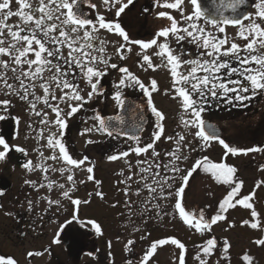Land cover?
Wrapping results in <instances>:
<instances>
[{
	"label": "snow or ice",
	"instance_id": "1",
	"mask_svg": "<svg viewBox=\"0 0 264 264\" xmlns=\"http://www.w3.org/2000/svg\"><path fill=\"white\" fill-rule=\"evenodd\" d=\"M12 2L13 0H0V57L9 58L7 60L0 59V91L6 89V95H15L27 102L30 111L39 118V124L44 126L38 130L39 138L46 139L45 146L52 150V155L44 157L43 152H40V157L43 160H51L63 165L59 168H51L50 165L44 166L42 163L33 165V162L28 160L22 165L24 169L29 172L40 169L45 174L50 168L61 174L81 169L88 173L87 181H93L97 185L101 183L95 180L94 165L89 162V157L74 158L63 143V137L68 128V118L79 112L95 96L103 94L101 81L109 68L121 73L113 93L116 105L119 108L124 107L123 88H139L146 97L147 107L155 117V130L151 134V142L143 146L140 144L138 135H129L123 130L116 132L117 136L124 135L136 141V145L127 151L109 155L107 159L115 161L128 157L130 153L140 156L149 150H152L153 160L160 155L155 151V142L163 136L165 117L163 112L157 109L152 98L153 93L160 91L158 82L151 79L149 85L146 86L126 66L110 63L111 57L106 55V47L111 42L98 35L103 30L122 38L123 42H117L115 49V55L120 60L127 58L125 52H131L132 45H138L143 53L137 54L140 57L139 66L144 71L165 68L169 72L172 83L171 88L166 89L164 94L178 100L182 112L186 114L181 117L185 129H195L193 137L199 141L203 149L211 147V144L216 142L225 150L219 162L203 156L195 160L191 168L182 169L177 162L181 159L187 160L188 157L182 156L179 152V146L185 141V136L179 135L176 138L177 151L166 153L170 160L169 164L163 165V168L172 175H165L157 179L160 176V163L150 164L147 160H137L136 165L140 173L137 183L142 184L153 198H172L175 209L171 214L173 218L178 216L188 228L200 234L211 232L213 225L225 221L227 218L225 214L237 205L251 210V222L244 220L242 224L248 225L252 229L261 228L259 213L250 202L255 191L240 197L243 181L236 180V167L229 165L226 161L229 155L238 156L264 152V146L250 148L230 146L211 124H206L203 113L206 110L204 106L209 103L210 99H223L227 103L233 101L243 103L258 93L264 92V0H256L254 13L238 14L235 17L224 15L222 9L227 7L235 12L243 0H229L226 5L222 2L219 7L213 8L207 7L204 0H164L160 6L179 11L181 20L178 21L168 11L159 12L158 16L167 19L170 24L156 31L153 38L148 41L130 40L127 31L120 23L119 18L133 3V0H127L126 3L124 0H102L106 10H115V20L99 13L94 19L91 18L89 14L80 10L82 0H38L36 4H33L32 0H15L18 5L15 11L12 10ZM157 2L159 3V0ZM186 2L191 5L192 9L187 14L183 7ZM88 7L95 9L96 5L88 0ZM13 17L18 18L19 22L9 23ZM227 26L237 28L236 37L245 41L243 46L236 43L235 38L229 40L226 35ZM217 33L222 35H217ZM170 37H175L177 43L186 41L194 45L198 49L196 56L182 59L181 53L171 47ZM153 47L157 49L154 55L160 59L159 64L153 63L152 56L146 54L147 50ZM100 65H103V68ZM77 75L80 77V81H83L87 86L86 96L82 95L86 89L82 88L81 82L76 80ZM10 80L18 82V84L10 83ZM37 87L42 89L43 96L36 95ZM57 91H59V95L56 94ZM38 102L43 103L55 115V119H50L49 112L44 109L37 111ZM61 103L67 106V112L61 107ZM9 105L10 101L7 99L0 101V106H3L5 110ZM0 119H5V117L0 116ZM94 119L98 121V125L85 129V132L95 130L103 132L109 137L114 135V125L109 122L111 118L106 121L97 113ZM115 119L121 124L124 123L119 116ZM16 122L19 124V118L16 119ZM53 128L56 131H49V135L44 137V131ZM167 139L172 140L173 137H167ZM88 143H92V141H88ZM0 148H2L0 162L6 161L13 148L15 151L27 155L23 147L10 146L2 136H0ZM86 164L88 166L85 169L83 166ZM144 164H147V167L141 166ZM131 168L132 165L129 164L130 171ZM201 168L205 173L210 174L217 183L228 185L230 189L219 201L215 214L210 217H206L204 209L187 210L185 207L186 189L190 179ZM261 168H264V165H261ZM177 176H179V185L173 190L172 182L177 179ZM132 178V175H129L126 179L131 181ZM44 179H48L47 175ZM67 181L72 182L73 186L64 190L61 195L74 206L72 220H76L79 205L88 204L90 201L73 197L72 193L76 191V187L72 174L67 175ZM25 183L34 188L45 187L43 184L37 186L35 181L26 180ZM54 183V181L48 180L46 187L49 191L53 189ZM80 183H85V181H80ZM121 183H125V181H121ZM261 183L264 182L258 181L256 187H260ZM59 187L63 189L64 185L61 184ZM123 191L127 196L129 188L126 186ZM139 192L140 188H137L136 194L139 195ZM2 194L0 193V195ZM94 194L103 199L102 192L97 191ZM91 195L93 193H89V196ZM31 203L29 201V209H31ZM48 203L59 205L60 201L48 200ZM126 203L130 205L131 202ZM156 208L159 209L158 204ZM87 223L91 224L98 234H102L101 226L96 221L89 220ZM53 243H59V239H54ZM254 243L257 246H264V238L257 239ZM134 244L135 241L129 240L126 248L128 245ZM169 244L179 249V264H186L187 249L185 244L175 237L151 242L149 250L143 255L140 264H150L158 247ZM216 247V238L208 239L199 246L195 259L199 264H209L208 258L214 254ZM230 247V244L225 241L223 245L224 259H229L226 254ZM40 254L42 253L31 251L27 253L29 257ZM253 259L247 253L241 257L243 264H253ZM0 264H17V261L12 257L0 256Z\"/></svg>",
	"mask_w": 264,
	"mask_h": 264
},
{
	"label": "flooded vegetation",
	"instance_id": "2",
	"mask_svg": "<svg viewBox=\"0 0 264 264\" xmlns=\"http://www.w3.org/2000/svg\"><path fill=\"white\" fill-rule=\"evenodd\" d=\"M124 2L126 3L127 0H124ZM163 2L164 0H159V3L157 0H133V3L119 18L130 40L148 41L153 38L156 31L168 26L170 22L158 16L161 11H168L178 21L181 20L179 11L161 7L160 5ZM222 2L226 5L229 0H204L205 5L209 8L219 7ZM255 2L256 0H243V3L238 5L235 12L227 7L223 8L222 11L224 15L229 17L254 13L256 11ZM91 3L96 5L95 9L88 7V0H82L80 10L89 14L93 19L97 13L109 19H116L115 10H106L102 0H91ZM183 7L185 8V14L192 10L191 5L187 2ZM11 20L12 22L9 23L12 24L19 22L16 17ZM236 32V27H226V35L229 40L235 38V42L243 46L245 41L236 37ZM98 35L102 39L111 42L106 47V55L111 57L110 63L126 66L146 86L149 85L151 79L158 82L160 91L153 93L152 98L157 109L162 111L165 117L163 120L164 136L168 129V116L180 117L186 115L182 110L177 112L165 110L166 105H180L178 100L164 94L166 89L171 88L172 81L169 72L163 67L156 71L151 69L144 71L139 66L140 57L137 54L142 53V50L138 45H132V51L125 52L127 58L120 60L115 55V49L117 42H123L122 38L103 30ZM217 35L222 34L217 33ZM169 42L175 51L181 53L182 59L194 58L198 52L194 45L186 41L177 43L175 37H170ZM156 51L157 49L153 47L147 50L146 54L152 56L153 63L159 64L160 59L154 55ZM100 67L103 68V65H100ZM120 76L121 73L114 69L109 68L107 70V74L101 82L104 83V89L101 91L103 94L95 96L79 112L68 118V128L63 137V143H65L74 158L89 157V162L94 165L95 180L101 182L99 185L93 181H87L88 173L86 170L74 169L72 173L65 172L64 174L52 171L51 168H59L63 165L51 160H43L40 157V152H43L44 157H48L52 155V150L48 149L43 142L42 144L39 143L40 138L36 127H44L39 123L36 125L35 120L39 122V118L30 111L27 102L15 95H4L6 93L4 90L0 91V101L5 99L10 101L7 110L0 106V116L5 117V119H0V136L10 146L18 145L27 152V155H25L13 148L6 161L0 162V193H3L0 195V256L12 257L17 261V264H129V261H131V264H140L143 255L149 250L151 242L161 239L164 205L168 204V201L170 202L172 198H153L143 188L142 184L137 183L140 179V173L136 161L147 160L150 164L160 163V176L157 179L162 178L164 176L162 145L158 141L155 142V151L160 153L159 156L155 157V160L152 158V150L140 156L130 153L128 157L124 158V165L116 171L114 166L116 160L109 161L107 157L121 151H127L130 147L136 145V141L122 135L117 136L116 133L109 137L105 133L95 130L92 132L84 131L98 125V121L94 119L97 113L106 121L119 113L120 108L113 99V93L116 90L115 84L118 83ZM76 80L80 81L78 75ZM9 82L18 84V82L11 80ZM80 82L81 87L86 89L82 92V95L86 96L87 86L83 81ZM35 91L36 95L43 96V91L39 87ZM122 92L124 100L131 101L140 111L139 113L126 115L143 116V119H146L147 123L140 137V144L143 146L151 142L150 137L155 130V117L147 107L146 97L139 88L127 87L123 88ZM56 94L59 95V91ZM61 107L64 108L65 112L68 111L65 104L61 103ZM204 107L206 110L203 113V119L219 125L222 131L221 137L230 146L242 148L241 119L243 116H264V92L258 93L252 99L243 103L239 101L227 103L223 99H210ZM41 109L48 111L49 117L55 116L43 103L38 102L37 111ZM17 118H19V124L16 122ZM232 123L240 126V128L235 129L236 138L228 135ZM261 123L262 127L259 126V122L253 124L255 127L251 131L253 145L251 144L248 148L264 146V124ZM49 131V129H46L44 134ZM260 131L261 133H259ZM21 133L25 135L24 140L27 144L20 140ZM77 138L82 139V143ZM43 141L46 143L45 139ZM88 141H92V143H88ZM219 147H221L224 155L225 150L221 145ZM33 148L35 149L33 150ZM263 153L257 152L254 154ZM231 157L229 155L227 159L230 160ZM28 160H31L33 165L42 163L44 166L50 165L51 168L46 174L40 169L29 172L22 167ZM129 164L132 165L131 171ZM259 164L260 162H256V165ZM87 166L88 164L83 167L86 169ZM141 166L147 167V164ZM238 169H240L239 166ZM153 171H155V168H153ZM69 174L73 175L75 181L76 191L72 193L73 197L90 201L88 204L79 205L76 220H72L74 206L61 195L64 190L73 186L72 182L67 181V175ZM45 175L48 177L47 180L44 179ZM129 175L133 177L131 181L126 179ZM165 175H167V172ZM26 180L35 181L37 186L43 184L45 187L34 188L26 184ZM48 180L55 182L51 191L46 187ZM80 181H85V183H80ZM121 181H125V183H121ZM61 184L64 185L63 189L59 187ZM175 184L178 186L179 182ZM126 186L129 188L127 196L123 191ZM137 188H140L139 195L136 194ZM97 191L103 193V199L94 194ZM89 193H93V195L89 196ZM48 200H59L60 203L59 205L49 204ZM29 201L32 202L31 209H29ZM129 201L131 202L130 205L126 203ZM42 202L45 208H38ZM157 204L159 209L156 208ZM158 212L159 214H157ZM89 220L96 221L101 226L102 234H98L92 225L87 223ZM69 221L71 222L67 223ZM40 232H42V236L38 237ZM152 238L154 239L152 240ZM54 239H59V243H53ZM129 240L135 241V244L128 245L126 248ZM160 249L161 247H158L156 254ZM30 251L42 254L29 257L27 253ZM156 254L150 262H153ZM154 264H157L155 259Z\"/></svg>",
	"mask_w": 264,
	"mask_h": 264
},
{
	"label": "rangeland",
	"instance_id": "3",
	"mask_svg": "<svg viewBox=\"0 0 264 264\" xmlns=\"http://www.w3.org/2000/svg\"><path fill=\"white\" fill-rule=\"evenodd\" d=\"M32 2L33 4H36L38 0H32ZM11 6L12 10L15 11L18 7V5L15 3V0H13ZM10 21L12 22V20ZM2 59L7 60L9 58L5 56L2 57ZM6 91L7 90L5 89L4 92ZM165 108L166 111L172 112L181 110L180 105L170 104L166 105ZM181 117L184 116H168V129L163 138L158 141V143L162 145L161 150L164 165L169 164L170 160V157H168L166 153H168L169 151H177L176 138L179 135L185 136V141L179 146V152L182 154V156L188 157L187 160L181 159L177 162L180 168H191L195 160L200 159L203 156L209 157V159L212 161L219 162L223 156L221 147H219V145L214 142L211 144V147L203 149L200 146L199 141L195 140L193 137L195 129H185L184 125L181 122ZM49 118L55 119V116H50ZM256 122H259V126L262 127L261 122H263L264 124V116H243V118L241 119L242 148H248L252 144L253 136L251 131L253 130V128L255 129L253 124H256ZM35 123L37 125L39 122H36L35 120ZM230 125L232 127L231 131L228 130V135L232 138H236L237 134L235 129L240 128V126H238V124L236 123H232ZM41 127H36V130H39ZM50 131L55 132L56 129L53 128L50 129ZM259 133H261V131ZM21 134L22 136L20 140L23 143L27 144V142H25L24 140L25 135H23V133ZM48 135L49 132L47 134L45 132L44 137H47ZM167 137H173V139L168 140ZM77 140L82 143V139L77 138ZM42 142L46 145L45 141H43V139H40L39 143L42 144ZM34 149L35 148H33V150ZM124 162V158L115 161L114 166L116 171L120 170V166H123ZM227 162L229 165L235 166L238 174L240 175V177H242L243 187L241 188L240 197L246 196L249 193L255 191V195L252 198L251 203H253L255 210L259 213L261 228L252 229L250 226L242 224L244 220H249L251 222V210L245 209L244 207L238 205V207H235L234 210L229 209L225 214L227 217L226 220L213 225L212 230L215 235L225 238L229 242L231 246V254L233 255L231 264H243V262L239 258H241L245 253L254 258L253 264H264V246H257L254 243L255 240L264 238V183H261L260 187H256L258 181L264 182V169L261 168V165H264V153L256 155L254 153H249L248 155L232 156L230 160L227 159ZM256 162H260V164L256 165ZM238 166L240 167V169H238ZM166 172L167 176L172 175V173L164 169V176ZM176 182H179V176H177V179L173 182V190L175 189V187H177L175 184ZM209 182H211V179L209 180V174L205 173L201 168L193 174L192 178L190 179L189 186L187 187L188 190L186 189V192L188 191V193L193 198L196 197L203 200V198H207L206 190L208 189L207 185L209 184ZM202 183L205 185H202ZM38 208H45L44 203H40ZM174 211V200L172 199L170 202L168 201V204L164 205L163 220L161 221V239H165L168 237H175L179 239L182 243L185 244V247L187 249L185 259L189 261L192 260L193 262L197 261L195 259V256L199 251V246L204 244L210 232L200 234L195 230L188 228L179 219L178 216L175 219L173 218L171 214L174 213ZM39 236H42V232L39 233L38 237ZM153 239L154 238H152V240ZM178 257L179 249L169 244L162 246L154 259L157 261V264H179ZM154 259L153 262H150V264H154ZM195 264H199V262L197 261Z\"/></svg>",
	"mask_w": 264,
	"mask_h": 264
},
{
	"label": "trees",
	"instance_id": "4",
	"mask_svg": "<svg viewBox=\"0 0 264 264\" xmlns=\"http://www.w3.org/2000/svg\"><path fill=\"white\" fill-rule=\"evenodd\" d=\"M235 178L238 181H243L242 177H240L238 172ZM210 179H211V182H209V184L207 185L208 189L206 190L207 198H203V200L196 198V197L193 198L188 193V191L186 192V197H185V207L187 209L189 210H193L196 208L204 209L206 217H210L215 214L219 201L222 200L224 196L227 194V191L230 190L228 185L217 183L209 174V180ZM202 185H205V184L202 183ZM236 207H238V205ZM234 209L235 208H233L232 210ZM212 237L216 238L217 247L214 251V254L208 258L209 264H231L233 260V255L231 254V247L229 248L226 254L229 257V259H224L225 254L223 253V245H224V242L227 240L225 238L215 235L213 230H211L206 241ZM185 262L186 264H195L197 261L193 262L192 260L189 261L185 259Z\"/></svg>",
	"mask_w": 264,
	"mask_h": 264
},
{
	"label": "water",
	"instance_id": "5",
	"mask_svg": "<svg viewBox=\"0 0 264 264\" xmlns=\"http://www.w3.org/2000/svg\"><path fill=\"white\" fill-rule=\"evenodd\" d=\"M102 82V81H101ZM104 89V83H101V91ZM139 108H137L131 101L125 100V104L123 108H120V111L117 115L111 117V120L109 121L111 124L114 125L113 131L114 133L119 132L121 130L126 131L131 134H136L139 137H141L145 126H146V119H143V116H127L126 114H135L139 113ZM119 116L123 119L124 123L121 124L119 121H117L115 118ZM206 124H211L212 127L217 131L219 135H222V131L219 127V125L215 123H211L209 121H205ZM211 130V129H209ZM124 136V135H122ZM125 137V136H124Z\"/></svg>",
	"mask_w": 264,
	"mask_h": 264
}]
</instances>
